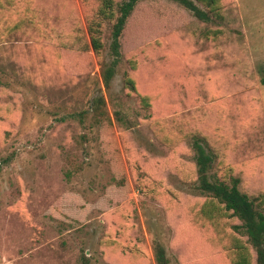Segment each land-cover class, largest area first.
Instances as JSON below:
<instances>
[{
  "label": "rangeland",
  "instance_id": "1",
  "mask_svg": "<svg viewBox=\"0 0 264 264\" xmlns=\"http://www.w3.org/2000/svg\"><path fill=\"white\" fill-rule=\"evenodd\" d=\"M97 1L0 0V264H157L155 240L169 264H231L240 220L195 221L191 135L209 174L264 197V0H215L209 21L138 0L109 87L113 18L100 54L87 29Z\"/></svg>",
  "mask_w": 264,
  "mask_h": 264
},
{
  "label": "trees",
  "instance_id": "2",
  "mask_svg": "<svg viewBox=\"0 0 264 264\" xmlns=\"http://www.w3.org/2000/svg\"><path fill=\"white\" fill-rule=\"evenodd\" d=\"M184 5L195 16L204 21L212 19L210 10L215 0H197L204 3L208 10L199 7L193 0H174ZM138 0H98L97 5L90 13L87 21V29L90 37V45L96 54H100L103 48L101 39V21L112 19L109 51L111 60L103 70V82L109 87L115 74L116 67L121 58L120 36L126 24L127 18L133 11ZM215 15V14H214ZM127 63L132 70L137 67L135 56H129ZM260 83L264 86V68L261 71ZM125 86L130 92L137 93L135 82L130 75L124 79ZM141 105H149L147 95H139ZM103 103L101 95L97 94L91 99V109L97 110ZM81 115L83 113H80ZM191 145L194 149V159L197 171V181L194 188L206 196L200 207L201 215H195V221H203V224L212 223L214 220L230 218L240 220L239 224H231L232 232L228 237V250H230L231 264H264V197L252 195L240 190L237 177H231L230 181L222 180L209 174L214 161L213 153L208 149L206 139L197 133L191 135ZM226 228V227H225ZM221 233L226 236V229ZM243 238H241V237ZM221 241V239H220ZM154 255L157 264H169L164 246L154 241Z\"/></svg>",
  "mask_w": 264,
  "mask_h": 264
}]
</instances>
